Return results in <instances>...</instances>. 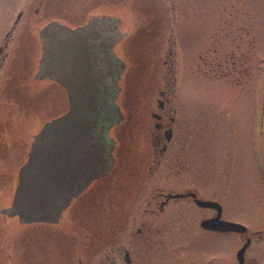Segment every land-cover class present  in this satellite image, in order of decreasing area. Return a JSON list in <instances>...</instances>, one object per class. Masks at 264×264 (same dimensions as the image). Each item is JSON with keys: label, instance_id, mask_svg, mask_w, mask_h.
Returning a JSON list of instances; mask_svg holds the SVG:
<instances>
[{"label": "flooded vegetation", "instance_id": "flooded-vegetation-1", "mask_svg": "<svg viewBox=\"0 0 264 264\" xmlns=\"http://www.w3.org/2000/svg\"><path fill=\"white\" fill-rule=\"evenodd\" d=\"M92 1L70 0L65 7L73 18L84 17L65 21L85 23ZM94 1L95 7L107 2ZM60 3L31 0L0 36V205L17 184L32 136L58 113L63 88L38 76L35 53L42 11L51 8L59 18ZM251 31L248 24L230 23L224 45L215 44L213 35L197 55L193 75L236 86L244 99L251 42H256ZM209 53L213 62L204 58ZM164 64L166 86L150 88L155 98L146 111L150 122L144 118L146 133L130 138L135 154L118 144L112 170L73 198L57 221L23 223L6 216L3 224L0 218V264H264V224L253 227L236 219L241 207L230 195L231 188L244 185L264 189V107L256 123L262 155L251 181L245 109L238 117L227 107L204 116L198 104L178 98L175 77L170 85L171 61ZM145 171L150 180L141 179ZM244 174L247 179L239 180ZM226 222L240 226L226 228Z\"/></svg>", "mask_w": 264, "mask_h": 264}, {"label": "rangeland", "instance_id": "rangeland-1", "mask_svg": "<svg viewBox=\"0 0 264 264\" xmlns=\"http://www.w3.org/2000/svg\"><path fill=\"white\" fill-rule=\"evenodd\" d=\"M30 1L0 0V36L10 30L22 9L27 11ZM69 1L62 0V3L58 4L59 19L75 22L83 18L84 16L79 14L74 15L73 18L74 12L71 8L65 7L68 6ZM94 5L93 0L91 7H95ZM106 6V10L103 11L122 17V29L128 32L126 42L122 41L116 47V51L129 64L124 83L125 90L120 103L126 113L127 124L131 122V127L128 131H123L125 126L119 125L115 133H112L126 146L123 148L124 153L132 156L136 149V142L132 141L133 137L131 141L130 139L127 141L126 136L146 133L144 118L148 119L146 111L150 110L152 95L155 98V94H151L150 98V88L166 86L164 75L168 72V66L164 62L169 60L171 61L170 79H172L170 85H173L175 77L178 98L198 104L204 116L211 117L219 112L220 107H227L234 117H238L241 110L245 109L244 129L245 137L250 140L248 167L252 181L253 175H256L258 170L257 156L262 155L256 123L264 107V0H117V2L107 0ZM49 10L47 8L42 11L41 24L57 18L56 13ZM230 23L235 27L239 24L250 25L251 39L253 40V32L256 37V42H251L250 76L245 77L249 90L247 95L244 94V99L235 91L238 90L236 86L233 88L223 84L221 87L217 80L202 76L195 77L191 72V69L195 68L197 55L199 56L200 51L206 49L213 35L215 44H228L226 31L229 30ZM20 26L21 24L17 28L18 31ZM216 27L218 30L215 33ZM219 52L218 56L224 59L225 51L219 50ZM206 57H208L207 61L213 62L214 53H209L204 56ZM204 60L202 59L201 63ZM189 65L192 66L190 71ZM63 94L62 91L58 94L60 101L64 99ZM49 115L50 113L46 116ZM148 120L150 122V116ZM261 164L263 165V161ZM146 171L141 173V179L145 181L150 180V174ZM247 175L244 174L245 177L239 180L245 181ZM239 188H231L230 194L239 208L241 207L236 211V219L247 222L253 227L264 224V206L258 205L260 202L264 203V199L258 198L264 197V189L259 188L258 185L251 187L244 185Z\"/></svg>", "mask_w": 264, "mask_h": 264}, {"label": "water", "instance_id": "water-1", "mask_svg": "<svg viewBox=\"0 0 264 264\" xmlns=\"http://www.w3.org/2000/svg\"><path fill=\"white\" fill-rule=\"evenodd\" d=\"M106 5L94 7L80 25L52 18L37 26L36 72L64 88L68 105L32 136L17 184L0 206L3 224L6 216L57 221L73 198L112 170L118 144L126 147L112 133L131 127L120 103L129 64L116 51L128 32L122 17L103 11Z\"/></svg>", "mask_w": 264, "mask_h": 264}]
</instances>
